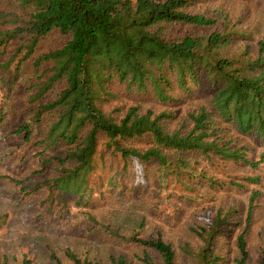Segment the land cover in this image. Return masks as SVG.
<instances>
[{
	"label": "trees",
	"instance_id": "trees-1",
	"mask_svg": "<svg viewBox=\"0 0 264 264\" xmlns=\"http://www.w3.org/2000/svg\"><path fill=\"white\" fill-rule=\"evenodd\" d=\"M208 1L0 0V125L18 117L9 135L63 146L52 188L88 199L137 187L148 208L172 213L154 204L153 178L197 205L178 234L148 230L145 216L124 228L88 212L91 229L118 244L106 260L67 248L50 263L264 264V241L248 239L259 176L207 170L263 161L237 141L264 143V40L241 41L252 31ZM211 179L214 192L220 181L252 186L242 220L228 196L201 193Z\"/></svg>",
	"mask_w": 264,
	"mask_h": 264
},
{
	"label": "rangeland",
	"instance_id": "rangeland-1",
	"mask_svg": "<svg viewBox=\"0 0 264 264\" xmlns=\"http://www.w3.org/2000/svg\"><path fill=\"white\" fill-rule=\"evenodd\" d=\"M215 1L217 5L228 8L235 19L241 18L240 25L252 31L250 38H242L241 41L254 46L259 39L264 40V4H260L264 0ZM180 106L182 108L183 104ZM17 122L19 118L15 117L0 125V219L5 217L0 227V264H22L24 258L29 260V264H55L50 263V255L55 253L61 258L67 248L82 256H98L106 260V255L115 248L118 240L107 238L105 229H91L93 223L87 219L88 212L100 222L121 224L124 228L137 226L145 216L148 230L161 229L172 234L181 232L191 220L196 203L187 201L177 191L161 192L163 187H159L157 181L153 182L152 177L147 189L153 190L154 204L159 208L160 204L167 205L172 208V213L164 207L158 211L148 208V200L138 198L140 190L137 187L120 192L118 188L105 186L93 192L88 199L57 193L49 180L59 173L57 157L62 154L63 146L40 148L34 142L22 143V139L8 134ZM237 142L249 148L248 160L257 161L262 157L263 161L256 167L243 161H227L222 162L218 169L208 166L207 170L214 179L221 176L220 168L241 175L259 176V182L253 187L258 189V195L248 234L250 244L256 246L264 241V143L248 135ZM208 181L212 182L208 183V190L203 187L201 193L205 191V197H213L215 201L228 196L238 210L235 217L242 220L252 186H247L246 180L242 181L241 187L233 185L237 180L232 184L220 181L218 186L223 192H214L210 189L214 180ZM229 238L226 235L221 240L227 242ZM128 247L123 245L122 249ZM227 248H232V244ZM138 249L131 246L127 251L137 252ZM63 260L66 261L64 257Z\"/></svg>",
	"mask_w": 264,
	"mask_h": 264
}]
</instances>
